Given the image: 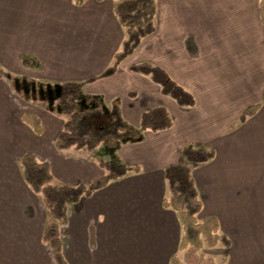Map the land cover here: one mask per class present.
Listing matches in <instances>:
<instances>
[{"label": "crops", "instance_id": "0c3cea01", "mask_svg": "<svg viewBox=\"0 0 264 264\" xmlns=\"http://www.w3.org/2000/svg\"><path fill=\"white\" fill-rule=\"evenodd\" d=\"M122 1L86 0L76 6L73 0H0V68L7 75L60 83L99 75L125 38L113 10ZM259 1L156 0L154 33L114 75L82 86L87 101L102 103L108 112L115 103L135 128L141 114L155 107L166 109L172 127L142 131L138 139L109 148L105 159L140 170L69 207L60 225L67 264H169L179 253L181 226L162 205L168 192L163 170L183 162L187 146L214 151L212 160L191 171L202 205L198 220L214 217L230 243L211 255L217 261L225 256V264H264V103L239 123L264 90ZM23 58L30 59L29 66ZM138 63L163 69L193 94L195 105L178 106L147 77L132 73L129 67ZM3 80L0 264H54L42 241L49 218L40 196L25 186L19 160L31 153L50 166L54 184L75 186L103 174L101 156L57 150L54 141L63 123L36 106L25 107ZM25 110L39 118L41 134L22 122Z\"/></svg>", "mask_w": 264, "mask_h": 264}, {"label": "trees", "instance_id": "16d2710c", "mask_svg": "<svg viewBox=\"0 0 264 264\" xmlns=\"http://www.w3.org/2000/svg\"><path fill=\"white\" fill-rule=\"evenodd\" d=\"M85 1L73 0V3L81 6ZM113 10L125 32V38L120 49L113 55L110 65L97 76H90L82 82H64L61 85L62 92L58 107L59 112L66 116V121L54 141V146L59 151L74 149L91 153L97 151V145L106 138L117 139V142H128L138 139L142 131L160 132L172 127V119L166 109L155 107L141 114L139 126L135 128L122 119L118 106L114 103L109 111L111 124L103 128H94L88 123L87 117L96 111L81 110L77 104H74L82 93L83 85L114 75L118 66L133 54L140 42L155 31L156 0H124L115 3ZM259 17L264 30V0L259 1ZM262 47L264 49V41ZM22 64L29 66L30 59L23 58ZM129 70L147 77L159 87L162 95L169 97L178 106L191 108L195 105L193 94L172 80L160 67L150 63H138L132 64ZM4 76L5 73L0 68V78ZM262 103H264V90L260 103L246 108L239 118V123L253 116ZM21 120L35 134H41V121L35 114L26 112ZM113 146L114 144L109 145L108 149ZM101 154L107 155L105 152ZM181 154L183 162L169 164L163 170L168 192L162 200V205L176 214L181 226L179 253L170 258L169 264H225V256L217 261L213 256L204 253V250L219 246L227 249L230 243L226 236L220 233L218 222L214 217L198 220L197 216L201 212L202 205L191 176L193 168L213 159L214 151L187 146ZM101 157L98 165L103 170V174L96 176L89 184L75 186L54 184L50 166L46 162L39 161L31 153L23 154L19 160L20 168L31 190L41 196L43 205L49 213L50 219L44 227L42 241L50 249L54 264H67L62 254L60 225L64 222L69 207L81 198L89 197L93 192L104 188L110 182L140 170L138 166L130 167L121 161Z\"/></svg>", "mask_w": 264, "mask_h": 264}, {"label": "rangeland", "instance_id": "374dc122", "mask_svg": "<svg viewBox=\"0 0 264 264\" xmlns=\"http://www.w3.org/2000/svg\"><path fill=\"white\" fill-rule=\"evenodd\" d=\"M3 78H5V80L3 81L8 86L10 93L14 95L17 101L24 104L25 107L33 108L36 106L37 109L42 110V113L45 114V116L54 119V122L64 123L66 121V116L62 115L59 112V107H58V101L60 99V95L62 92V88H61L62 83L48 82L37 79H31L26 76H12L7 74H5ZM5 99L6 98H3V100ZM4 104H6V102L2 103V105ZM74 104H77L79 106V109L81 110L92 109L96 111L95 113L87 117L88 123H90L94 128H99V127L103 128L111 124L109 112L107 111L108 109L106 107H103L104 105L102 103H98L97 101H87L85 96L81 93L79 98H77L74 101ZM25 111L27 112V110ZM9 116L10 114L8 113V118ZM11 121L12 120H9V122ZM116 143H117V139H110V138H106L105 140L100 142L96 147L97 148L96 150L98 151V152L96 151L97 156H102L101 158H103L101 151L102 153L105 152V154H107V152L110 151L108 149V146ZM20 170H19V174L22 177L25 186L32 192V194H34L33 191L31 190L29 182L25 179L22 171ZM5 179L6 176L0 177V181ZM38 198L41 200V196ZM42 208L46 214V217L50 219L49 213L47 209L44 207L43 202H42ZM205 251L206 250H204V253H206ZM208 253L209 255L211 254L213 255L214 251L211 249L206 254Z\"/></svg>", "mask_w": 264, "mask_h": 264}]
</instances>
